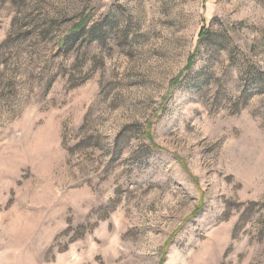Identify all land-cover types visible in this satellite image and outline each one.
Masks as SVG:
<instances>
[{"label": "rangeland", "instance_id": "rangeland-1", "mask_svg": "<svg viewBox=\"0 0 264 264\" xmlns=\"http://www.w3.org/2000/svg\"><path fill=\"white\" fill-rule=\"evenodd\" d=\"M0 264H264V0H0Z\"/></svg>", "mask_w": 264, "mask_h": 264}, {"label": "trees", "instance_id": "trees-1", "mask_svg": "<svg viewBox=\"0 0 264 264\" xmlns=\"http://www.w3.org/2000/svg\"><path fill=\"white\" fill-rule=\"evenodd\" d=\"M204 36H205V32H204V33L201 32L200 37L202 38V37H204Z\"/></svg>", "mask_w": 264, "mask_h": 264}]
</instances>
